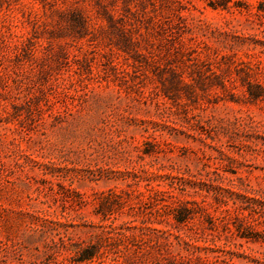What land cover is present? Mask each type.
<instances>
[{
    "label": "rangeland",
    "instance_id": "rangeland-1",
    "mask_svg": "<svg viewBox=\"0 0 264 264\" xmlns=\"http://www.w3.org/2000/svg\"><path fill=\"white\" fill-rule=\"evenodd\" d=\"M0 264H264V0H0Z\"/></svg>",
    "mask_w": 264,
    "mask_h": 264
}]
</instances>
